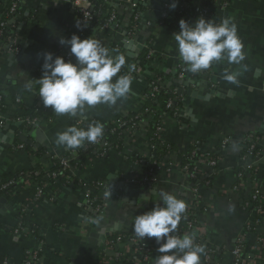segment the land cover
Returning a JSON list of instances; mask_svg holds the SVG:
<instances>
[{
    "label": "crops",
    "instance_id": "1",
    "mask_svg": "<svg viewBox=\"0 0 264 264\" xmlns=\"http://www.w3.org/2000/svg\"><path fill=\"white\" fill-rule=\"evenodd\" d=\"M7 2L0 0V21L5 19ZM72 2L22 0L19 13L10 23L15 41L19 39L23 45H15L9 53L0 51V92L6 96L5 111L0 108V113L23 126H12L8 135L4 133L0 138V187L8 175L30 172L37 164L49 170L54 159L66 155L71 149L54 141L56 134L67 127L80 128L91 121L104 126L113 124L143 109L146 92L153 87L154 80L161 89L176 85L179 80L178 67L182 61L173 37L180 31L174 23L177 14L170 7L163 18L165 4L177 5L176 0H109L101 19L113 17L115 25L105 31L88 33L78 30ZM192 6L207 7L210 19L216 23L230 18L237 26L246 58L240 65L225 60L214 63L209 71L190 73L193 83L185 91L190 90L192 95L179 98L175 113L163 116L160 140L175 149L157 167L154 188L144 189L145 193L130 188L134 179L149 172L141 161H151L156 154V147L148 137L147 127L152 121L149 117L134 138H126L123 150H114L105 159L91 155L85 167L75 173L85 184L123 188L124 194L119 199L108 200L101 213L90 212L86 193L78 185L60 186L54 193L48 184L44 193L53 196V200L39 202L28 211L22 224L20 211L27 208L29 191L37 188V183L19 180L13 192L2 196L6 197L7 205L0 211V264H24L28 255L39 252L41 264H154L159 247L155 238L150 242L152 255L144 261L142 251L131 241V234L135 215L141 214L147 205L146 211L158 203L162 205L160 190L183 200H194L190 205L199 221L195 238L200 239V244L194 243L203 245L207 252L221 251L217 264H235L232 249L241 240L245 245L243 262L262 263L264 209L257 212L251 198L259 189L261 194L256 203L264 207V0L214 3L194 0L191 11L195 15ZM73 34L81 39L91 36L100 40L111 55L125 56L126 63L117 75L132 77L131 92L126 99L118 100L115 105L86 108L83 115L76 117L57 116L51 108H41L38 85L34 84L32 91L26 90L27 80L38 79L44 53L64 57V49L69 51V48L60 39H70ZM136 50L140 51L139 57L134 53ZM146 52L153 56L147 70L140 74L130 72L129 65L136 68ZM225 70L239 72L237 84L223 79ZM32 113L39 114V118H32ZM29 119H37V125H28L25 121ZM36 132L40 133L35 135ZM20 135L26 143L21 142ZM251 136L260 141L261 152L245 162L247 138ZM194 146L201 153L196 168L202 180L196 184L191 183L192 178L181 166L183 155ZM42 151L45 156L38 158L36 154ZM215 153L219 154L216 167L209 163V156ZM240 167L246 168L244 177L237 172ZM246 228L254 229L246 232ZM34 230H40L43 243L34 237ZM124 236L131 239L123 241ZM120 237L122 241L116 242ZM111 241L115 242L113 246L109 245Z\"/></svg>",
    "mask_w": 264,
    "mask_h": 264
},
{
    "label": "clouds",
    "instance_id": "2",
    "mask_svg": "<svg viewBox=\"0 0 264 264\" xmlns=\"http://www.w3.org/2000/svg\"><path fill=\"white\" fill-rule=\"evenodd\" d=\"M170 7L175 8L176 3ZM76 26L79 28L80 22L77 21ZM179 28L173 37L179 57L190 73L207 70L214 63L225 60L228 64L240 65L246 58L237 26L230 18H222L216 23L201 16L192 24L181 19ZM60 43L68 46L75 62L46 52L41 77L27 80L24 85L28 91H32L34 84L39 86V99L44 108H51L57 116L67 114L76 117L83 115L86 108L115 105L118 100L128 97L132 77L130 74L117 75L126 63L124 55H111L100 40L91 36L81 39L73 34L70 39L61 38ZM129 69L130 72L135 71V65H129ZM238 76L239 72L225 70L223 79L237 84ZM103 135L104 125L96 122L86 128L69 126L56 134L54 142L74 150L86 142L97 143ZM110 195L111 192H105V198ZM159 200H162V205L158 203L151 210L135 215L132 223L134 234L141 239L155 238L159 247L154 264H201L205 248L194 243L195 232L175 235L186 211V202L164 190L159 191Z\"/></svg>",
    "mask_w": 264,
    "mask_h": 264
},
{
    "label": "trees",
    "instance_id": "3",
    "mask_svg": "<svg viewBox=\"0 0 264 264\" xmlns=\"http://www.w3.org/2000/svg\"><path fill=\"white\" fill-rule=\"evenodd\" d=\"M18 0H8L7 6H6V15L5 18L8 21H12L14 17L17 16L19 11L14 14L10 13V9L14 2H17ZM91 2L93 6V15L96 19V22L92 23L90 26L81 28L82 33H88L94 30V28L100 27L102 25L108 24V27L111 28L113 25H115V20H112L111 23L108 22L111 17L108 19H101V15L103 12L106 11L108 6L109 0H87ZM177 5L175 8H173V11L177 14V18L174 20L175 25L179 28V21L181 19L186 20L190 24L194 23L195 20L199 17L197 15H193L191 11V3L194 0H176ZM211 3H214L216 0H209ZM22 2V0H21ZM21 2H19V6H21ZM194 9V8H192ZM210 19V14L209 18ZM164 22V25L166 24L165 20H162ZM77 25V22H76ZM4 40H6L4 38ZM65 52H68V50L65 48ZM153 56L151 53L146 52L143 54L142 58L140 59L139 65L135 68L134 73L137 71L138 68H141L144 72L147 70V67L150 62H152ZM212 69V66L205 70L209 71ZM190 73V72H189ZM42 75V70L38 72L37 78L39 79ZM135 76V75H134ZM158 78V77H157ZM159 86V85H156ZM179 89V86L177 85H171L169 87H165L164 89L159 87V90L157 92L153 91V87L150 88L146 92V102L143 109L138 113L129 114L128 116L123 117L122 119L118 120L117 122L109 125L104 126V135L101 138L104 142H106L108 145L107 147L101 149L99 147H93L90 143H85L81 147L77 149H71L66 155H63V157L54 159L52 161L53 166L49 170H45L41 164H37L35 168H33L30 172H24L22 174H17L16 176H9L6 177V180L2 181L1 187H0V197L4 195H9L11 192H13L14 186H9L6 190L1 191L2 187L8 186L10 183H16L19 180H27L30 179L32 181H35L38 185L37 188L30 190V202L25 210L20 211L19 220L22 221L21 223L24 224L25 218L28 214V211L32 210L39 202L44 200H53V196H48L46 193H44V187L48 184L52 186V189L54 193L59 189L60 186H70L72 184L78 185L81 189L85 191L86 194H89V200L92 202V208L97 210L100 209L101 211L104 210L105 204L108 200H115L119 199L123 194L124 190L122 187L111 189L110 187H104L98 188V184L100 183H93V184H85L79 181V179L76 177L75 173L81 171L85 167V161L86 159L93 155L99 159H105L109 156V154L114 151H121L123 150L125 144H126V138H134V135L137 131L141 129V124L147 120L149 117L152 118V121L150 122L149 126L147 127L148 130V137L150 138V141L155 145L156 147V154L155 158L151 161V163H157L160 164L161 160L171 151L175 149L174 146L162 143L160 140V129L163 128L164 124V114H174L176 109H174V101H177V105L179 102V98L177 97V90ZM38 94V90H37ZM39 95V94H38ZM0 108L4 112V104L6 100V96L3 95V93L0 92ZM177 97V98H176ZM44 108V107H43ZM177 108V107H176ZM39 114L32 113V118H39ZM91 123H96V121H91L89 123H86L82 125L80 128H86L87 125ZM22 145L29 151V148L26 144ZM249 149V146L247 147V150ZM246 150V152H247ZM77 152V157L74 158V153ZM261 149L256 148L255 156H258L260 154ZM45 152H39L36 154L38 158H42L45 156ZM211 159L217 164L219 161V154H211ZM201 153L198 147H193L190 149V151L183 155V162H182V168L188 167L187 172L189 174H193L194 177L191 179V183L196 184L201 182L202 175L195 169L196 163L200 160ZM62 160H68L70 164V168L67 171H64L62 167ZM216 167V166H215ZM157 170V166L151 167L148 169V175L150 171L152 173H155ZM186 172V173H187ZM239 175H242L244 177L246 168L240 167L237 171ZM147 175V176H148ZM147 176H143L144 179ZM207 182H211L210 179L206 180ZM205 180L203 182H206ZM154 181L152 179L148 178L146 181L145 179L142 180L138 184H132L130 188L132 190H144V189H153L154 188ZM109 191L111 192V195L108 198H105V192ZM187 204V208L185 213L182 215L181 221L178 224L177 230L175 232V235L177 236H183L184 234H188L192 232L195 228L199 227V221L195 217L194 211L191 210L190 204L194 201L191 200V198L184 200ZM254 208L257 212L262 211L264 207L260 203H253ZM254 228H246V232H253ZM40 231V230H39ZM38 230H34L33 234L34 237L40 242L43 243L44 240L40 236ZM133 235L132 238H134L136 235ZM247 235V233H246ZM131 236H124L123 241L130 240ZM194 242L199 243L200 239L197 237ZM200 244V243H199ZM242 247L245 248V245L242 243H238L236 247ZM139 249V245L136 246ZM235 249V248H234ZM232 249V253L233 250ZM38 260L37 262H34L33 264H41V252L37 253ZM144 261H148L152 255V250H144L142 251ZM222 255L221 251H218L216 249H212L211 252L205 251V254L201 256V264H217L218 258ZM264 255V253H263ZM209 256L210 261L207 260V257ZM29 255L26 257L28 258ZM235 264H245L243 261H235ZM261 264H264V257Z\"/></svg>",
    "mask_w": 264,
    "mask_h": 264
},
{
    "label": "built area",
    "instance_id": "4",
    "mask_svg": "<svg viewBox=\"0 0 264 264\" xmlns=\"http://www.w3.org/2000/svg\"><path fill=\"white\" fill-rule=\"evenodd\" d=\"M19 2H21V0H18L17 2H14L13 3V5H12V7L10 9V13L16 14V12L19 10ZM72 6L74 7V10L76 12L75 21L76 22L77 21L80 22V27L79 28L77 27L78 30L81 31V28H83V27H86L87 28L92 23L96 22V19H95L94 15H93V6H92L91 2H89L87 0H73ZM134 6H137V5L134 4ZM164 7H165V10H164V17L162 16L163 18H165L166 13H167V11L170 8L169 3L165 4ZM194 14L197 15V16H199V17L202 16V17H204L207 20L209 18V9L207 7H204V6H202V7L201 6L200 7H195L194 8ZM112 20H113V17L111 18V21ZM111 21H110V23H111ZM10 23H11V21H8L6 18L5 19H2L0 21V42L2 40H4V38L6 39V41L8 43L15 42V35L13 33V29L14 28L12 29ZM108 28H109L108 27V24H105L104 23V25H102L100 27H97V28H94V30L105 31ZM0 51L1 52H4L3 49H0ZM10 51H12V50H10ZM64 58H65L66 61L72 60L73 62H75V58L70 54V51H68V52L65 53ZM178 70H179V78H178L179 80H182L184 78V76L187 73H189L188 71H186V66L183 64V62L179 65ZM141 72H142V69L139 68L137 70V73L140 74ZM152 85H153V91L154 92H157L159 90V86H156V85H158V82L156 80H154V82L152 83ZM1 98L2 97H0V100H1ZM41 108H43L42 102H41ZM25 122L28 123V125H30V126H36L38 121H37V119H31V120L29 119V120H27ZM161 130L162 129H160V132H161ZM247 143H248L249 149L247 150V154L244 157L245 162L247 160H250V159L253 160L254 158H256L257 156H255L254 153L256 151V148H259L260 147V141L258 142V139L254 138L252 136L247 138ZM91 145L93 147H99V148L103 149V148L107 147L108 144L106 142H104L102 139H100L97 143L91 144ZM74 156H75L74 158L77 157V152L74 153ZM154 158H155V155L151 159V161ZM151 161H147V162L141 161V164H143L147 169L148 168H151V167H154V166H157V167L159 166V164H157V163H151ZM209 163L212 166H216V163L211 159L210 156H209ZM61 164H62V167H63L64 171L69 170L70 164H69V161L68 160H62ZM244 166L245 167H248L246 164H244ZM252 168H253V166H250V169H252ZM195 169L198 171V169L196 168V166H195ZM184 170L187 172L188 167L184 168ZM153 175H154V173H152V171H150L149 175L144 178L145 181L148 178L152 179V181H153ZM188 175L191 178L194 177L193 174H189L188 173ZM144 179L142 177L136 178V179L133 180V184L140 183ZM16 183H10L8 186L2 187L1 191L6 190L9 186H14L15 187V184ZM97 187L98 188H101V187H104V185L103 184H98ZM260 194H261L260 190L257 189L255 191L254 195L251 198L252 204L258 202L259 197H260ZM11 196H13V194H11ZM86 206H87V208H89L90 212H93V213H101L102 212L100 209L95 210V209L92 208V202L89 200V194H86ZM189 208L191 209L192 208V205H190ZM195 229H197V228H195ZM195 229L192 232H190V233L195 232ZM121 241H122V237L117 238V240H116V242H121ZM131 241L136 246L139 245V250L140 251H144V250L151 249L150 242H152V238L141 239V238L135 236V238H132ZM241 241H239V243H241ZM114 243H115L114 241H111L109 243V245L110 246H113ZM243 250L244 249L242 247H240V246L236 247L233 250V254L235 256V261L236 262L237 261H243L242 260ZM208 252L210 253L211 251H208ZM37 255H38L37 253L30 254L24 264H33L34 262H37V260H38V256ZM207 260L210 261L209 256L207 257ZM4 264H9V263L8 262H4Z\"/></svg>",
    "mask_w": 264,
    "mask_h": 264
},
{
    "label": "water",
    "instance_id": "5",
    "mask_svg": "<svg viewBox=\"0 0 264 264\" xmlns=\"http://www.w3.org/2000/svg\"><path fill=\"white\" fill-rule=\"evenodd\" d=\"M15 45H21L22 46L23 44H22L21 40H19V39L17 41H15V42H12V43H8L6 40H2L0 42V49H3L4 52L9 53L10 50ZM139 49L142 50V46H140ZM134 53H135V55L137 54L138 57H139L140 51L136 50ZM13 55H14V53H13ZM203 71L204 70H201L200 72H203ZM191 76L192 75L190 73H187L182 80H177L175 82V84L177 86H179V89L177 90V94H176L178 98H181L182 96H189L190 97L192 95V92L190 90L188 92L185 91V88H187L189 86V84L193 83L191 81ZM176 105H177V101L175 100L174 101V109H175ZM12 126L21 127V126H23V123H13L9 116H7V115H5L3 113H0V138H1V136L4 133H6L5 135H8V132H10ZM38 133H40V132H36L34 134L37 135ZM19 139L21 140V142L26 143V140L23 139L22 135L19 136ZM5 141L8 142V143H11L10 140H5ZM143 192L145 193L146 191L144 190ZM3 205H7V199H5L4 197L0 198V211H1V209H3ZM147 209H148V205L141 212V214L146 212ZM116 231L119 232V230H116Z\"/></svg>",
    "mask_w": 264,
    "mask_h": 264
}]
</instances>
